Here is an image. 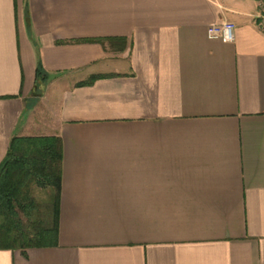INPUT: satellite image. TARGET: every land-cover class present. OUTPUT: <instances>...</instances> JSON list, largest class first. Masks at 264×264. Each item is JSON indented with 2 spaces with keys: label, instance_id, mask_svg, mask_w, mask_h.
<instances>
[{
  "label": "crops",
  "instance_id": "0c3cea01",
  "mask_svg": "<svg viewBox=\"0 0 264 264\" xmlns=\"http://www.w3.org/2000/svg\"><path fill=\"white\" fill-rule=\"evenodd\" d=\"M259 14V0H0V166L14 136L63 142L58 245L0 264H264ZM223 22L234 41L208 37ZM105 38L126 47L83 41ZM97 74L112 76L76 86Z\"/></svg>",
  "mask_w": 264,
  "mask_h": 264
},
{
  "label": "trees",
  "instance_id": "16d2710c",
  "mask_svg": "<svg viewBox=\"0 0 264 264\" xmlns=\"http://www.w3.org/2000/svg\"><path fill=\"white\" fill-rule=\"evenodd\" d=\"M120 41L125 38L84 39V42ZM112 75H92L76 86L92 85ZM49 74L38 63L33 96H43ZM63 142L60 136H14L0 166V250L53 247L59 243ZM49 191L38 202L34 190Z\"/></svg>",
  "mask_w": 264,
  "mask_h": 264
},
{
  "label": "built area",
  "instance_id": "2783aa9c",
  "mask_svg": "<svg viewBox=\"0 0 264 264\" xmlns=\"http://www.w3.org/2000/svg\"><path fill=\"white\" fill-rule=\"evenodd\" d=\"M261 27L264 29V0H259ZM208 37L210 39H219L225 42L235 40V25L231 22L212 24L208 28Z\"/></svg>",
  "mask_w": 264,
  "mask_h": 264
},
{
  "label": "rangeland",
  "instance_id": "374dc122",
  "mask_svg": "<svg viewBox=\"0 0 264 264\" xmlns=\"http://www.w3.org/2000/svg\"><path fill=\"white\" fill-rule=\"evenodd\" d=\"M32 103H34L35 105H37L38 104V99H35L33 102L31 101L30 106H31ZM37 122L38 123H41L39 120H37ZM42 136H51V135H42ZM33 195L35 196V198L37 200H39L38 202H43L41 200H45L46 201V199H48V197H49V191L48 190H43V189H40L39 188V189H35L34 190V194Z\"/></svg>",
  "mask_w": 264,
  "mask_h": 264
}]
</instances>
